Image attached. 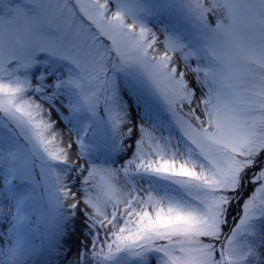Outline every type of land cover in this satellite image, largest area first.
Returning a JSON list of instances; mask_svg holds the SVG:
<instances>
[{
  "label": "snow or ice",
  "instance_id": "snow-or-ice-1",
  "mask_svg": "<svg viewBox=\"0 0 264 264\" xmlns=\"http://www.w3.org/2000/svg\"><path fill=\"white\" fill-rule=\"evenodd\" d=\"M0 177V264H264V0H0Z\"/></svg>",
  "mask_w": 264,
  "mask_h": 264
},
{
  "label": "rangeland",
  "instance_id": "rangeland-1",
  "mask_svg": "<svg viewBox=\"0 0 264 264\" xmlns=\"http://www.w3.org/2000/svg\"><path fill=\"white\" fill-rule=\"evenodd\" d=\"M0 186H2V177H0ZM78 234H79V230L77 231V235ZM70 243L72 244L73 249H75L76 245L78 244V240L75 237H73Z\"/></svg>",
  "mask_w": 264,
  "mask_h": 264
}]
</instances>
